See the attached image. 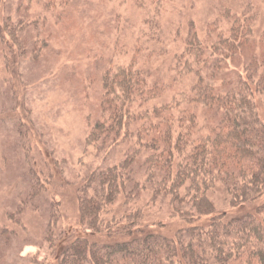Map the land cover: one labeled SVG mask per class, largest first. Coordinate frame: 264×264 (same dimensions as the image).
<instances>
[{"label": "rangeland", "instance_id": "374dc122", "mask_svg": "<svg viewBox=\"0 0 264 264\" xmlns=\"http://www.w3.org/2000/svg\"><path fill=\"white\" fill-rule=\"evenodd\" d=\"M248 27L249 39L240 42V36L237 45L212 52L219 40L233 42ZM194 32L204 50L196 62L185 55ZM129 66L157 94L155 103L178 99L177 112L191 107L203 134L221 116L188 103L198 74L216 93L250 95L264 122V0H1L0 264H57L77 237L100 245L122 239L87 230L79 202L92 172L137 149L132 134L123 140L126 130L116 145L110 146L114 136L86 145L92 127L107 116L106 74ZM224 77L229 85L221 86ZM145 157L140 151L131 167L148 189L131 204L145 211L142 230L170 237L185 223L171 216L166 198L152 200ZM208 195L214 214L227 220L264 202L263 196L233 207L221 184ZM123 206L120 196L112 209L119 215ZM103 215L107 222L114 214Z\"/></svg>", "mask_w": 264, "mask_h": 264}, {"label": "trees", "instance_id": "16d2710c", "mask_svg": "<svg viewBox=\"0 0 264 264\" xmlns=\"http://www.w3.org/2000/svg\"><path fill=\"white\" fill-rule=\"evenodd\" d=\"M9 21L5 25H10ZM16 29L10 30L13 38ZM250 34L248 27L247 32L233 37V42L221 39L212 52L237 45L240 36L242 42ZM203 54L202 42L194 32L185 55L196 62ZM183 68L191 69L190 62ZM198 77L188 103H200L221 116L208 134L202 133L191 107L177 112L178 99L155 103L157 94L145 87V80L132 66L106 74L107 116L92 127L86 145L113 136L110 146L116 145L126 130L123 140L132 134L137 149L120 163L90 174L80 196L79 218L91 232H107L122 239L100 245L77 237L60 254L57 264H264V202L256 212L227 220L225 213L214 214L216 208L208 195L221 184L233 207L264 196V122L250 95L235 89L216 93L203 83L201 74ZM223 79H219L221 86L229 85L228 78ZM136 102L145 108L133 110ZM140 151L146 154L145 181H154L149 185L152 200L166 198L171 216L185 223L173 236L142 230L145 211L131 204L148 189L132 173ZM120 196L125 206L117 215L112 207ZM110 212L114 215L105 222L103 214ZM206 215L209 222L197 223Z\"/></svg>", "mask_w": 264, "mask_h": 264}]
</instances>
